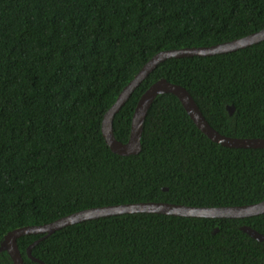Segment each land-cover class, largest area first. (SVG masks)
I'll return each instance as SVG.
<instances>
[{"label": "trees", "instance_id": "trees-1", "mask_svg": "<svg viewBox=\"0 0 264 264\" xmlns=\"http://www.w3.org/2000/svg\"><path fill=\"white\" fill-rule=\"evenodd\" d=\"M263 29L264 0H0V245L15 229L90 208L263 201L264 149L213 142L173 94L154 100L138 154H115L102 134L105 113L159 52ZM160 79L185 87L219 133L264 139V41L160 64L115 116L116 140L128 142L139 99ZM243 226L264 235V214H125L66 227L32 255L45 264H264V242ZM40 237L18 240L25 264H39L27 248ZM0 264L14 263L0 252Z\"/></svg>", "mask_w": 264, "mask_h": 264}, {"label": "water", "instance_id": "water-1", "mask_svg": "<svg viewBox=\"0 0 264 264\" xmlns=\"http://www.w3.org/2000/svg\"><path fill=\"white\" fill-rule=\"evenodd\" d=\"M264 41V29L240 39L225 42L209 47H193L159 52L151 58L135 76V78L122 90L116 102L105 113L102 121V134L115 154L121 156L136 155L141 151V138L147 114L157 96L162 94L175 95L184 109L194 121L200 131L213 142L228 148L238 149H264L262 138H234L228 137L215 130L205 119L199 107L187 89L181 85L160 79L153 83L141 96L132 118L130 137L127 143L119 142L114 136V119L128 102L132 94L162 63L170 59L211 57L220 54L233 53L241 49L256 45ZM230 116L235 112L233 105L227 106ZM166 191L167 189L164 188ZM162 214L169 216L206 219H244L264 214V200L251 205L224 206V207H198L166 202H140L103 206L78 211L44 225L26 226L9 232L0 245V252H7L14 264H25L18 246V240L23 236L40 235L32 245L27 248V256L34 262L45 264L32 255L33 248L40 242L66 227L100 218L119 216L125 214ZM242 230L259 242H264V235L256 230L243 226Z\"/></svg>", "mask_w": 264, "mask_h": 264}]
</instances>
